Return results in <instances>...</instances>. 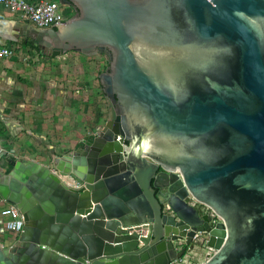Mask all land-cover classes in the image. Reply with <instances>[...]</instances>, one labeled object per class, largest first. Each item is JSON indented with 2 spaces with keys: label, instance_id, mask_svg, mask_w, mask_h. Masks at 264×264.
<instances>
[{
  "label": "water",
  "instance_id": "water-1",
  "mask_svg": "<svg viewBox=\"0 0 264 264\" xmlns=\"http://www.w3.org/2000/svg\"><path fill=\"white\" fill-rule=\"evenodd\" d=\"M58 1L74 16L28 36L107 58L109 119L0 178L24 220L0 264H174L195 234L202 264H264V0Z\"/></svg>",
  "mask_w": 264,
  "mask_h": 264
},
{
  "label": "crops",
  "instance_id": "crops-1",
  "mask_svg": "<svg viewBox=\"0 0 264 264\" xmlns=\"http://www.w3.org/2000/svg\"><path fill=\"white\" fill-rule=\"evenodd\" d=\"M24 1L33 4L37 0ZM61 10L65 15H69L68 19L75 14L70 6H62ZM31 27L35 28L28 21L12 14L7 8H0V45L19 48L18 56L0 59V178L11 171L8 169L10 166L13 167L16 161H21L23 164L32 161L51 168L55 158L65 156L64 153H58L57 150H54L51 155L36 152L35 146L38 145L37 138L40 136L41 129L50 128L48 125L42 127L41 124H49L54 120L61 121L62 116L60 114L65 111H61L60 106L55 104L45 107L40 105L39 63L42 58L40 59V56L29 47L20 44L26 39L34 42L27 33ZM45 59L52 60L53 58ZM85 59L87 75L90 76L89 71L91 74L98 72L94 62L88 57ZM81 61L83 60H80V63ZM99 89V92L97 90L95 93V125L92 126L91 132L84 139L88 136L96 137L99 135L108 120H105L104 108L107 104H103L105 98H103L100 82ZM99 96L102 100L98 101ZM57 115L59 116L56 117ZM48 142L49 140L46 141V143ZM83 148L84 143L75 152L81 151ZM70 152L74 153L73 151ZM8 205L0 196V210ZM19 235L20 233L9 232L0 226V253L3 252V249L13 246ZM189 257L186 255L182 262L176 264H188Z\"/></svg>",
  "mask_w": 264,
  "mask_h": 264
},
{
  "label": "rangeland",
  "instance_id": "rangeland-1",
  "mask_svg": "<svg viewBox=\"0 0 264 264\" xmlns=\"http://www.w3.org/2000/svg\"><path fill=\"white\" fill-rule=\"evenodd\" d=\"M65 17L67 18L69 15ZM49 57L48 55L40 57V59L42 58L39 63L40 105L45 107L55 104L66 113L60 114L61 121L54 120L49 124H41L42 127L48 125L50 128L41 129L40 136L37 138L38 145L35 147L36 152L40 154L51 155L54 150H57L58 153L67 155L66 153L75 152L83 146L84 137L91 132L92 126L95 125V93L100 90L99 75L102 72H107L109 62L102 54L85 56L74 51H69L58 57H51L52 60L45 59ZM87 57L94 62L95 68H98V72L96 71L95 74H91L89 71L90 76L87 75L88 71L86 72L85 68V58ZM80 60L83 61L80 63ZM103 98L105 97L103 96ZM99 100H102L100 96ZM103 104H107L106 100ZM104 114L105 120L109 119L108 104L104 108ZM91 121L93 122L91 123ZM47 140H49L48 143H46ZM206 252V249H195V254L190 255L189 260L193 264H202L209 257Z\"/></svg>",
  "mask_w": 264,
  "mask_h": 264
},
{
  "label": "built area",
  "instance_id": "built-area-1",
  "mask_svg": "<svg viewBox=\"0 0 264 264\" xmlns=\"http://www.w3.org/2000/svg\"><path fill=\"white\" fill-rule=\"evenodd\" d=\"M7 8L12 14L18 15L20 18L28 21L36 28H50L53 25L66 22V18L61 10L62 5L55 0H37L33 4H29L24 0H0V8ZM18 47L0 45V59H8L19 55ZM193 204H196L194 201ZM207 211V209L205 208ZM212 214V213H211ZM0 226L5 230L19 234L24 226V220L19 211L12 205H8L0 210ZM219 222L218 217L212 214V223ZM193 241L198 242L202 249H206L207 255L212 254L210 248L205 247V242L200 239L199 234L193 236ZM189 259V258H188ZM183 260V259H182ZM178 261V262H182ZM175 262L174 264H176ZM188 264H193L189 260Z\"/></svg>",
  "mask_w": 264,
  "mask_h": 264
},
{
  "label": "trees",
  "instance_id": "trees-1",
  "mask_svg": "<svg viewBox=\"0 0 264 264\" xmlns=\"http://www.w3.org/2000/svg\"><path fill=\"white\" fill-rule=\"evenodd\" d=\"M20 44L29 47L31 50H33L34 52H36V54L39 55L40 57H43L44 56L42 54V52L37 48V45L34 42L26 39V40H23ZM11 168H12V166L9 167L8 171H10Z\"/></svg>",
  "mask_w": 264,
  "mask_h": 264
}]
</instances>
